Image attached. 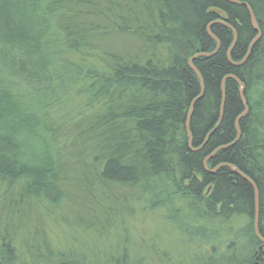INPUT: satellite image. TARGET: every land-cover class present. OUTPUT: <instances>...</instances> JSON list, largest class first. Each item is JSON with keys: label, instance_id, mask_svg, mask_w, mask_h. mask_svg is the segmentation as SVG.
Returning a JSON list of instances; mask_svg holds the SVG:
<instances>
[{"label": "trees", "instance_id": "trees-1", "mask_svg": "<svg viewBox=\"0 0 264 264\" xmlns=\"http://www.w3.org/2000/svg\"><path fill=\"white\" fill-rule=\"evenodd\" d=\"M237 1L0 0V264H264L223 166L264 239V0Z\"/></svg>", "mask_w": 264, "mask_h": 264}, {"label": "water", "instance_id": "water-1", "mask_svg": "<svg viewBox=\"0 0 264 264\" xmlns=\"http://www.w3.org/2000/svg\"><path fill=\"white\" fill-rule=\"evenodd\" d=\"M226 1L229 2V3H231V4L241 5V3H240L239 1H237V0H226ZM243 5L248 9V11H249V15H250V18H251V22H252V26H253V28L255 29V31L257 32V37H256V38L253 40V42H252V45H254V44H256V43L261 39V37H262V33H261L260 29H259V26H258V23H257V20H256V16H255L254 12L252 11V9L250 8V6L247 5V4H243ZM215 24H222V25L226 26V27L229 28V29L233 32V34H234V44H233L231 50H230L229 53H228V59H229L230 62H231V55H232L233 49L235 48V45H236L237 40H238V35H237V32L235 31V29H234L233 27H231V26L225 24L224 22H220V21H218V22L212 23V24L209 26V28H208L209 35H210L213 39H215V40L218 42V49H217V51H216L215 53H213V54H199V55L195 56L194 58H192V59L190 60V62H189L191 68H192V69L198 74V76L200 77L201 82H202V87L204 86L203 79H202L200 73L198 72V70L194 67L193 63H194V61L197 60L198 58H203V57H204V58H210V57L214 56V55L219 51V49H220V43H219V41H218V40H217V39L211 34V32H210L211 27H212L213 25H215ZM252 45H251V46H252ZM250 54H251V47H250V49H249V51H248V54L246 55V57L244 58V60H243L241 63H238V64L232 63V65L235 66V67L243 66V65L247 62V60L249 59ZM227 79H232V80L236 81V82L240 85V87H241V90H240V96H241V101H242V104H243V107H244V112H243V114L238 118V120H237V122H236V127H237V130H238V138H237V140H236L235 143H237V142L239 141V139L241 138V131H240V126H239V125H240V120H241L243 117H245V116L247 115V113L249 112V107H248V105H247V101H246L245 96H244V89H245V88H244L243 83H242L238 78H236L235 76H229V77H227V78L224 80L223 85H222V95H223L222 98H223V100H222L221 113H220V120H219V124H218V126H219L220 123L222 122V119H223V116H224V108H225V86H224V85H225V81H226ZM203 95H204V93L202 92V94H201V95H200V96H199V97H198V98L192 103V105H191V109H190V114H189V116H188V120H187V123H186V130H187V132L189 133L190 142H192V135H191V133H190V128H189L190 120H191V117H192V114H193V110H194V106H195L196 102L199 101V100L203 97ZM218 126H217V128H218ZM217 128H216V129H217ZM209 137H210V136H208V138L206 139V142H207V140L209 139ZM235 143H234V144H235ZM228 147H230V146H227V147H223V148L218 149V150H217V151H216L211 157H213L215 154H217L220 150H222V149H226V148H228ZM223 166H224V167H228V168H232V169L234 170V172H236L238 175L242 176L246 181H248V182L253 186V188H254V190H255V195H256V218H255L254 228H255L256 236L258 237V239L260 240V242L264 245V239L262 238V236L260 235V232H259V221H260V219H259V216H260L259 204H260V198H259V193H258V189H257L256 185L254 184V182H253L250 178H248V177L245 176V175H242V173L238 172V171H237L236 169H234L233 167L228 166V165H223ZM223 166H221V167H223ZM205 167H207L206 163H205ZM219 168H220V167H219ZM219 168H217V169H219ZM217 169H216V170H217Z\"/></svg>", "mask_w": 264, "mask_h": 264}, {"label": "rangeland", "instance_id": "rangeland-1", "mask_svg": "<svg viewBox=\"0 0 264 264\" xmlns=\"http://www.w3.org/2000/svg\"><path fill=\"white\" fill-rule=\"evenodd\" d=\"M166 238H169V237H166ZM245 248L246 249L248 248V242L245 244Z\"/></svg>", "mask_w": 264, "mask_h": 264}]
</instances>
